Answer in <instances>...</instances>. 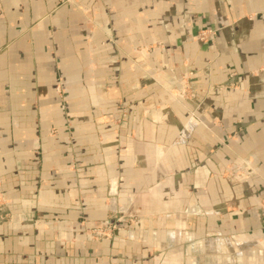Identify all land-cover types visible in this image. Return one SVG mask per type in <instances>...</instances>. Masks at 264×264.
<instances>
[{
    "label": "crops",
    "instance_id": "0c3cea01",
    "mask_svg": "<svg viewBox=\"0 0 264 264\" xmlns=\"http://www.w3.org/2000/svg\"><path fill=\"white\" fill-rule=\"evenodd\" d=\"M0 195L2 255L264 264V0H0Z\"/></svg>",
    "mask_w": 264,
    "mask_h": 264
},
{
    "label": "rangeland",
    "instance_id": "374dc122",
    "mask_svg": "<svg viewBox=\"0 0 264 264\" xmlns=\"http://www.w3.org/2000/svg\"><path fill=\"white\" fill-rule=\"evenodd\" d=\"M247 159L248 158L239 159V161L235 162L234 164L231 165V167H229V170L231 169V171H233V174H238V175L241 174V172H244V170L247 169ZM3 203H4V201L2 199V196L0 195V224L3 221H6V219L8 217L7 216L8 212L4 209ZM14 223H15L14 226H16L17 223L16 222H14ZM126 228H129V227H117V224L115 222H112V223L109 222V223H106V225L103 227L92 228V229L88 230L87 233L92 235L94 238L99 239L101 237L106 236L107 234L111 235L113 233V230H115L116 234L120 233L121 236L125 237L126 236ZM77 244L79 245V246L77 245L79 247V249H78V247L77 248L74 247L73 250H71V248L68 246V244H64L65 247L68 248V250L67 249L61 250L64 252L59 251V254L52 257L48 253V249H51V246H49L48 243L47 244L44 243L43 246L49 255H47V253H45L46 254L45 257L33 259V258H31L32 256H29V255H31V251H30L29 253H24V255H25L24 258L19 259L18 258V250H22V251L26 250L28 252V250L35 249L36 247L31 243L26 244V247L25 246L23 247V245L21 247H18L17 243H10V244H8L10 246L7 247V250L3 252L4 255H2V251L0 250V264H82L81 259L78 260L77 258H74L71 256L75 252L81 253L80 250H85V247H84L85 244L83 245L82 243H79V242ZM1 245L2 244L0 243V248H1ZM198 248H199L198 245L192 244V242H187L184 245L185 254L188 256V258H186V259H188L189 261H193L195 263H198L199 262ZM67 252L69 253V255L67 254ZM213 255H214V258H210V257L204 258L203 257L202 258L203 264H227V257L225 256V254L220 255V256L217 255V258L215 257V253H212V256ZM79 256H81V255H79ZM253 260H254V264H255V262H257L256 258H254ZM93 261H94V264H101L102 263V261L99 260L98 258H95V260H93ZM236 261H237V264H241L240 259H235L233 263L235 264ZM245 261H247V260H245Z\"/></svg>",
    "mask_w": 264,
    "mask_h": 264
},
{
    "label": "built area",
    "instance_id": "2783aa9c",
    "mask_svg": "<svg viewBox=\"0 0 264 264\" xmlns=\"http://www.w3.org/2000/svg\"><path fill=\"white\" fill-rule=\"evenodd\" d=\"M199 37H200L201 39H203V38H204V34H201Z\"/></svg>",
    "mask_w": 264,
    "mask_h": 264
}]
</instances>
